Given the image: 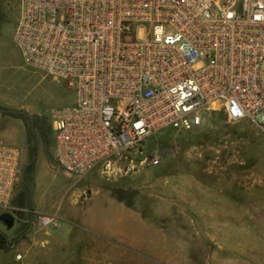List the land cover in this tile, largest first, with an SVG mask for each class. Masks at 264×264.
Masks as SVG:
<instances>
[{
	"label": "rangeland",
	"instance_id": "1",
	"mask_svg": "<svg viewBox=\"0 0 264 264\" xmlns=\"http://www.w3.org/2000/svg\"><path fill=\"white\" fill-rule=\"evenodd\" d=\"M17 3L0 0V141L22 159L12 209L0 210V264H264L261 127L202 112L200 125L148 137L142 149L158 165L132 150L113 170L66 172L53 155L52 111L74 94L25 63ZM32 210L67 217L38 228Z\"/></svg>",
	"mask_w": 264,
	"mask_h": 264
},
{
	"label": "built area",
	"instance_id": "2",
	"mask_svg": "<svg viewBox=\"0 0 264 264\" xmlns=\"http://www.w3.org/2000/svg\"><path fill=\"white\" fill-rule=\"evenodd\" d=\"M14 42L25 63L60 79L74 101L52 111L53 155L78 178L113 170L169 126L201 113L264 132V0H18ZM21 151L0 141V210L21 176ZM38 228L54 213L34 211Z\"/></svg>",
	"mask_w": 264,
	"mask_h": 264
},
{
	"label": "crops",
	"instance_id": "3",
	"mask_svg": "<svg viewBox=\"0 0 264 264\" xmlns=\"http://www.w3.org/2000/svg\"><path fill=\"white\" fill-rule=\"evenodd\" d=\"M108 197L113 198L111 195H109ZM119 204H122V203L119 202ZM34 211H35V210H34ZM65 216H66V215H65L64 213H62L60 218L63 220ZM66 217H67V216H66ZM56 239H58V241H60V242H64V241H62V237H60V236H59L58 238H56Z\"/></svg>",
	"mask_w": 264,
	"mask_h": 264
},
{
	"label": "water",
	"instance_id": "4",
	"mask_svg": "<svg viewBox=\"0 0 264 264\" xmlns=\"http://www.w3.org/2000/svg\"><path fill=\"white\" fill-rule=\"evenodd\" d=\"M7 214H3L2 217H5Z\"/></svg>",
	"mask_w": 264,
	"mask_h": 264
},
{
	"label": "trees",
	"instance_id": "5",
	"mask_svg": "<svg viewBox=\"0 0 264 264\" xmlns=\"http://www.w3.org/2000/svg\"><path fill=\"white\" fill-rule=\"evenodd\" d=\"M220 113V112H219ZM221 115H223V113H220ZM224 116V115H223ZM225 117V116H224Z\"/></svg>",
	"mask_w": 264,
	"mask_h": 264
}]
</instances>
